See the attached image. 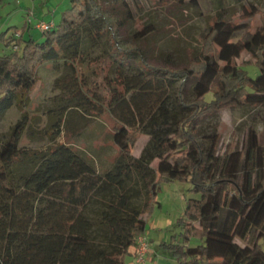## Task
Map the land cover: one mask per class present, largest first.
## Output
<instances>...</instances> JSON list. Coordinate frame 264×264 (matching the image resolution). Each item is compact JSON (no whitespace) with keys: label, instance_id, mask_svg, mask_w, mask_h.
<instances>
[{"label":"trees","instance_id":"trees-1","mask_svg":"<svg viewBox=\"0 0 264 264\" xmlns=\"http://www.w3.org/2000/svg\"><path fill=\"white\" fill-rule=\"evenodd\" d=\"M22 28L19 36L15 25L10 34L11 28L0 33L9 49L0 54V117L14 105L27 107L38 69L60 59L74 69L76 84L64 113L110 115L113 142L128 168L138 166L132 148L153 116L186 113L173 133L172 172L161 164L162 177L150 188L145 213H152L163 180L186 179L195 196L187 198L173 224L179 233L160 246L178 264H264V140L250 129L241 149L220 155L205 150L194 130L204 114L227 106L264 107V25L238 46L215 33L220 59L230 47L238 55L246 48L260 73L226 61L216 74L222 88L211 100L206 95L215 77L208 65L213 56L206 55L200 67L152 63L141 48L119 38L118 23L102 0H72L51 30L39 29V39L24 36L26 25ZM101 44L106 51L91 58ZM86 60L102 70L100 82L87 78L81 68ZM29 122L24 110L0 147V264H133L126 257L146 234L147 218L111 192L107 173L74 145H52L23 185L12 180V167L24 163L20 138ZM56 133H62L61 122ZM192 238L200 243L190 244Z\"/></svg>","mask_w":264,"mask_h":264},{"label":"rangeland","instance_id":"rangeland-1","mask_svg":"<svg viewBox=\"0 0 264 264\" xmlns=\"http://www.w3.org/2000/svg\"><path fill=\"white\" fill-rule=\"evenodd\" d=\"M71 3L72 0H2L0 33L11 28L10 34L15 25L18 27L16 36H19L26 25L24 36L32 34L39 39L41 33L35 26L37 20L58 22ZM102 4L105 12L118 23V36L123 43L141 48L154 64L176 68L200 67L206 55L213 56L208 65L215 77L206 95L208 100L222 88V80L216 74L226 61L246 68L251 75L260 73L253 63L254 57L246 48L238 55L234 47H230L220 59L214 36L218 31L237 46L239 43L244 45L257 28L264 25V0H102ZM105 47L101 44L91 58L106 51ZM7 51L9 49L0 41V54ZM64 62L60 59L42 65L38 69L37 88L28 106L21 109L14 105L0 117V147L23 117L24 110L30 118L20 138V146L25 153L24 163L12 167V180L23 185L44 151L56 143H71L86 154L101 173H107L106 186L111 192L125 196L129 208L142 212V216L147 218L145 235L150 241V255L145 257L144 263L137 261L136 252L135 258L128 255L126 260L133 264H175L177 259L165 251L160 242L169 241L174 233H179V228L173 224L184 212L187 198L195 196L190 190L191 183L186 179L161 181L157 203L149 217L145 208L151 186L162 177L161 164L165 163L163 171L172 172L170 146L173 133L186 113L153 116L132 148L139 159L138 166L128 168L126 159L113 142L114 120L110 115L88 118L76 109L64 113L67 105L73 104L67 96L76 85L72 83L74 69ZM88 62L82 61L81 68L89 81L100 82L102 70L88 65ZM59 122L61 134L56 133ZM250 129L264 140L263 106L247 103L227 106L204 114L194 128L205 150L220 155L241 149ZM198 243L200 240L196 238L190 240L192 245ZM262 244L264 247V239ZM1 247L0 244V250Z\"/></svg>","mask_w":264,"mask_h":264},{"label":"built area","instance_id":"built-area-1","mask_svg":"<svg viewBox=\"0 0 264 264\" xmlns=\"http://www.w3.org/2000/svg\"><path fill=\"white\" fill-rule=\"evenodd\" d=\"M29 22H32V19L29 18ZM36 28L42 30V31H48L51 30L55 26V21L54 20H40L38 19L37 22L35 23ZM149 239L148 237L143 234L138 237L137 240V246H136V256H137V261L138 262H144L145 257H147L149 253Z\"/></svg>","mask_w":264,"mask_h":264},{"label":"crops","instance_id":"crops-1","mask_svg":"<svg viewBox=\"0 0 264 264\" xmlns=\"http://www.w3.org/2000/svg\"><path fill=\"white\" fill-rule=\"evenodd\" d=\"M151 248V247H150ZM150 250V249H149ZM152 251H153V249H152ZM151 251V252H152ZM135 252H136V247L135 248H133V253H132V256L135 258ZM153 254V253H152ZM148 255H150V253H148ZM161 260V259H160ZM145 262V261H144ZM143 262V263H144ZM142 263V262H141ZM175 264H178V260H177V262H175Z\"/></svg>","mask_w":264,"mask_h":264}]
</instances>
